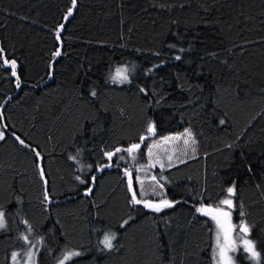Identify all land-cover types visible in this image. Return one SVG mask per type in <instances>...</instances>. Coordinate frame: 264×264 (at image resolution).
<instances>
[{"label":"trees","instance_id":"trees-1","mask_svg":"<svg viewBox=\"0 0 264 264\" xmlns=\"http://www.w3.org/2000/svg\"><path fill=\"white\" fill-rule=\"evenodd\" d=\"M0 48L17 61L13 77L0 60V264L32 245L35 264L73 250L64 264H217L216 222L196 211L209 206L250 228L233 229L234 261L253 264L243 237L264 264V0H0ZM185 128L189 159L150 169L164 191L133 169L130 192L149 141ZM133 192L178 203L155 212Z\"/></svg>","mask_w":264,"mask_h":264},{"label":"snow or ice","instance_id":"snow-or-ice-1","mask_svg":"<svg viewBox=\"0 0 264 264\" xmlns=\"http://www.w3.org/2000/svg\"><path fill=\"white\" fill-rule=\"evenodd\" d=\"M76 4V0H72V5L75 6ZM73 8L69 7V9L67 10V13L65 14L64 19H68V17L72 14ZM63 28V25H60L57 28V35L56 38L57 40L60 39V29ZM60 50L57 49L54 53H53V59H55L57 56H59ZM5 57V53H4V49L0 48V60H2L3 65L5 66H9L11 68V75L13 77H17V61L15 59H7L4 58ZM177 59H179V57H177ZM126 70L123 68H118L117 69V74L116 76H113V80H116L117 78L121 79L122 81H126L127 80V75H125ZM17 86H19V84H17ZM143 91V89L141 90ZM95 92H92V95L95 96ZM221 123H223V121H221ZM7 125L3 123V116L2 114H0V128H6ZM154 126L150 123L148 125L147 128V132L149 134L154 133ZM13 135L15 136V133H13ZM185 137V143L187 144L189 140H191V142L194 144L195 140L192 138V133L189 129H185L184 134H182ZM5 138V133L4 131L0 130V140H3ZM15 139L24 147H29V145H27L25 143V141L23 139H21L19 136H15ZM146 139L145 136H141L140 140L144 141ZM168 139V138H165ZM140 148V144H132L130 145L128 148L126 149H121V148H116L113 152H105L104 155L106 157H108L109 159H111L114 155H116L117 153L121 152V151H126L129 154H133L134 150H137ZM194 151V149H193ZM37 156H39V153H36ZM110 165H105L104 167H107ZM169 167H171V164H169ZM41 176H43V170H41ZM77 179H80L79 177H77ZM93 179H95L93 177ZM154 181L156 180L155 177L152 178ZM137 180L139 181V178L137 177ZM81 183H83V181H81ZM91 189H88V192H91ZM129 191H132V181L131 179H129ZM227 193L229 194V196H231L234 193V188L233 187H229L227 189ZM87 194V193H86ZM47 193L45 194V199L47 200ZM132 203L135 204H141L143 203L144 206L146 208H150L152 210H154L155 212H160L162 209L164 208H170L174 206V203H178V201H169L167 199H161L158 203H152L151 201H146L141 199H137L136 197V193L133 192L132 194ZM221 205H225L227 206L229 209H231L233 207V202L231 199H224L220 202ZM196 211L198 213H204V214H208V213H215V215H213V219L216 220L217 224L223 229L224 232V242L220 243L219 240V236L217 238V247L219 249V257H220V262L221 264H231V257L228 255V253L230 251H235V246L234 243L231 239V232L232 229L238 227L239 231L241 233L244 234V236L246 237L249 233H250V228L247 224L241 222L239 225H232L230 223H228L227 227L224 226V223L221 221V217L224 218H228L230 220V212L229 211H224L222 210L220 207H212L209 206L208 208H197ZM241 216H243V213H241ZM125 224L127 223V221L124 222ZM4 227V213L2 211H0V228ZM115 239V233H105L103 239L100 241L101 244H103V246L106 249H112L113 248V243L112 241ZM242 239V243L244 245V249L246 252H248L250 254V258L253 260H257L259 258V253L256 252L255 250V244L252 240L250 239H245L243 237H241ZM13 258L15 259L16 257V253H13ZM75 255H80L79 252H69L66 253L64 255V259L60 261V264H64L65 260H68L71 256H75Z\"/></svg>","mask_w":264,"mask_h":264},{"label":"rangeland","instance_id":"rangeland-1","mask_svg":"<svg viewBox=\"0 0 264 264\" xmlns=\"http://www.w3.org/2000/svg\"><path fill=\"white\" fill-rule=\"evenodd\" d=\"M118 68H123L126 70L125 75H127V79H128L129 68L127 66L117 67L116 70L112 74V78H113V76H116ZM115 81H117L118 83L125 82L119 78H117ZM185 129H189V128H185ZM185 129L181 132L167 134V135H163V136H158L156 138L151 139L149 141L146 149H145V155L147 158V163L145 164V166H141V167L136 166L137 168L130 167L127 169L128 178L131 179L132 182H133V180H132L133 169H137L138 174L136 176V180L138 177L139 181L137 180V183L140 187H142L141 191L145 192L147 190L157 189V188L161 191H164V188H163V185L161 184V182H154V180L152 179L154 176L150 172L151 168L169 167V164L173 165L177 162L185 161V160L189 159L190 154L193 153L194 148H193V143L191 142V140H189L187 144L185 143V137L182 135V134H184ZM0 130H2V129L0 128ZM148 135H149V133H148ZM165 138H168V139H165ZM192 138H193V136H192ZM141 172H142V174H141ZM169 201H172V200H169ZM152 202L158 203L159 201H152ZM164 209H167V208H164ZM164 209H162V210H164ZM222 210L228 211L227 208H223ZM0 211H2V210H0ZM211 217H213V215H211ZM225 219L227 221V224L228 223L232 224L231 223V217H230V220L228 218H225ZM214 221L216 222V220H214ZM5 228H6V221H5V216H4V227L0 228V231L4 230ZM218 236H219L220 243H223L224 242V232H223V229L216 222L215 238H214L216 245H217ZM25 238H26V240L28 239V237L26 235H25ZM231 239L234 243V246H236L237 240L235 241V239H234L233 229L231 232ZM239 242L243 245L242 239H240ZM243 247H244V245H243ZM69 252H79V251L73 250V251H67L66 253H69ZM232 252L233 251H230L228 253V255L231 257V264H237L236 261H234V259H233ZM13 253H16V257L14 259L13 255H12V257H11L12 264H35V255H34V246L33 245L32 246H26L22 249H17ZM66 253H64L63 255L58 257L56 259L55 264H60V261L64 259V255ZM247 254H248L247 257L250 258V256H249L250 254L248 252H247ZM75 256H77V255H75ZM75 256H71L69 259H71ZM65 261H67V260H65ZM252 263L256 264V260L252 259ZM217 264H221L220 257H219V249H218Z\"/></svg>","mask_w":264,"mask_h":264},{"label":"water","instance_id":"water-1","mask_svg":"<svg viewBox=\"0 0 264 264\" xmlns=\"http://www.w3.org/2000/svg\"><path fill=\"white\" fill-rule=\"evenodd\" d=\"M39 158V157H38ZM39 161H40V158H39ZM41 170H43L42 169V167H39V172H40V175H41ZM41 178L43 179V181H44V184L46 185L47 184V181H46V179H45V176H44V173H43V176H41ZM234 194V193H233ZM202 208H208V207H202ZM202 214H204V213H202ZM208 214H210V215H215V213H208ZM221 219V221L224 223V226L225 227H227V221H226V219L224 218V217H221L220 218Z\"/></svg>","mask_w":264,"mask_h":264}]
</instances>
